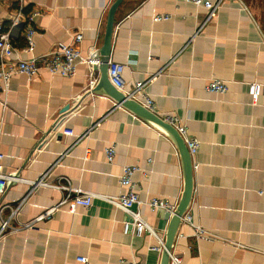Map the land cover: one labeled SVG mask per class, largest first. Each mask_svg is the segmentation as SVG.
Listing matches in <instances>:
<instances>
[{
    "label": "crops",
    "instance_id": "crops-1",
    "mask_svg": "<svg viewBox=\"0 0 264 264\" xmlns=\"http://www.w3.org/2000/svg\"><path fill=\"white\" fill-rule=\"evenodd\" d=\"M114 1L0 0L5 29L22 16L21 26L12 29L16 51L5 66L45 54L58 42L102 59ZM28 25L36 29L31 50ZM110 61L125 65L126 95L136 82L144 83L157 114L176 115L188 137L199 141L184 216L218 237L199 239L183 216L172 254L181 264H264V193L258 191L264 179V0H221L213 14L187 0H124L115 16ZM215 78L227 83L226 92L207 89ZM89 82L83 63L73 76L42 68L32 78L14 73L7 84L0 79V163L10 176L0 194V227L2 219L10 223L0 236V264H63L80 255L92 264H161L157 236L125 233L129 215L100 197L75 212L63 205L33 228L23 227L68 193L33 189L27 180L47 173L52 184L120 195L126 192L119 183L122 167L134 164L143 202L135 209L159 235L166 234V210L145 202L179 203L185 167L176 140L104 91H90ZM66 128L74 135L64 134ZM112 144L116 156L109 163L105 148Z\"/></svg>",
    "mask_w": 264,
    "mask_h": 264
},
{
    "label": "built area",
    "instance_id": "built-area-1",
    "mask_svg": "<svg viewBox=\"0 0 264 264\" xmlns=\"http://www.w3.org/2000/svg\"><path fill=\"white\" fill-rule=\"evenodd\" d=\"M193 2L197 6L204 5L210 10V14H213L220 6L221 0L217 2L211 0H187ZM21 14L16 16L13 24L10 28L5 29L3 24L0 23V79H3L6 84L10 80L14 73L26 74L29 78L34 77L39 70L42 68L47 69L51 74H59L62 76H73L77 72V66L79 63L86 64L88 66V75L90 78L89 90L91 91L97 84L99 79V67L102 64V59L97 54H90L84 56L81 51L73 44H67L65 42H58L57 45L49 52L41 54L39 56H34L30 59H19L17 62L7 65L6 59L9 58L15 51V47L12 42V29L17 26H21L22 18ZM168 17V16H165ZM160 16L156 17L159 19ZM36 29L32 25L27 26L26 40L28 42V47L31 50L34 46V35ZM82 40V34H77L76 41ZM125 71V65L109 61L108 75L111 82L120 90L124 89V79L123 73ZM207 89L210 92L224 93L227 91L228 86L224 80L215 78L212 79L208 85ZM129 97L137 99L138 96L143 97L145 100L142 101L143 104L153 112L154 110V100L146 93L145 84L141 82H136L133 90L128 94ZM159 115V114H158ZM161 116V115H160ZM167 122L173 124L181 136L185 139L187 148L191 156H195L199 149V141L188 137V130L186 125L181 122V120L174 114H168L161 116ZM89 130L85 133L88 135ZM66 135H74V130L71 128H66L64 130ZM90 151V150H88ZM106 159L109 163H112L116 156V146L115 144L109 145L105 148ZM3 158V154L0 153V160ZM140 167L134 164H127L122 167V172L119 177V183L122 187L126 189V192L120 195H99L92 192L83 191L80 188H72L70 185L52 184L46 180V174H43L41 178L37 180H27V182L34 189L39 186H51L54 188H62L68 190L67 195L52 208L45 211L44 214L35 218L34 220L28 222L23 227L33 228L38 220L44 219L52 215V213L63 205H67L69 211L75 212L79 206L90 207L94 197H100L115 207L120 208L129 215V219L123 222V230L125 233H134L138 236H142L145 233L154 234L158 238V244L154 247L159 251H163L165 248V233L158 234L157 231L151 226L142 216L139 209H135V206L141 205L143 202L139 198V194L136 190V183L134 180V175ZM264 178V170H263ZM10 179L9 174L2 172V164L0 163V194H2L7 186ZM26 181V180H25ZM32 191V189H31ZM260 194L264 193V179L263 186L258 190ZM27 196L21 200V204L26 201ZM152 210L164 209L173 213L176 206L170 203L167 199L161 198H151L145 202ZM184 220L190 222L195 230V235L199 239L215 240L217 239V234L205 229L201 225L193 224L190 215L184 216ZM9 220L1 221L0 236L9 228ZM92 264L87 256H77L75 262H64L63 264ZM139 264V263H132ZM171 264H181V257L171 253Z\"/></svg>",
    "mask_w": 264,
    "mask_h": 264
},
{
    "label": "water",
    "instance_id": "water-1",
    "mask_svg": "<svg viewBox=\"0 0 264 264\" xmlns=\"http://www.w3.org/2000/svg\"><path fill=\"white\" fill-rule=\"evenodd\" d=\"M123 1L124 0H115L109 8L104 44L101 49L102 64L99 67L100 76L97 84L91 91H104L113 99H115L119 104H122L138 116L169 133L176 140L179 146L185 167V187L181 199L177 204L174 212L171 214L169 211H165V224L168 220L169 222L165 234V248L162 251L161 258V264H171V253L175 244L177 232L179 226L182 223V217L188 210L193 196L194 179L192 156L187 148L184 138L181 136V134L173 124L164 120L163 117L148 109L141 102L126 95L122 90L118 89L110 81L108 68L111 55V44L114 31L115 16L119 6L123 3Z\"/></svg>",
    "mask_w": 264,
    "mask_h": 264
}]
</instances>
